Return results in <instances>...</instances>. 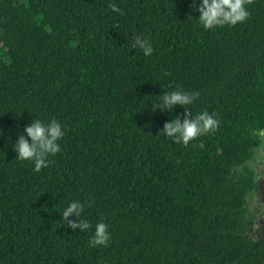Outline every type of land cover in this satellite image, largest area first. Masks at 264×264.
I'll return each mask as SVG.
<instances>
[{"label":"trees","instance_id":"obj_1","mask_svg":"<svg viewBox=\"0 0 264 264\" xmlns=\"http://www.w3.org/2000/svg\"><path fill=\"white\" fill-rule=\"evenodd\" d=\"M245 7L205 29L192 0H0V264H264L232 174L264 128V0ZM177 86L218 121L187 145L161 132L183 108L151 111ZM32 118L64 130L39 171L7 139ZM72 199L106 245L63 225Z\"/></svg>","mask_w":264,"mask_h":264},{"label":"clouds","instance_id":"obj_2","mask_svg":"<svg viewBox=\"0 0 264 264\" xmlns=\"http://www.w3.org/2000/svg\"><path fill=\"white\" fill-rule=\"evenodd\" d=\"M194 11L198 13V23L205 29H211L223 25H235L244 21L249 12L245 7V0H192ZM113 11H117L115 4L111 5ZM133 48L140 49L145 56L153 52L152 44L147 38L136 36L132 43ZM199 95L196 91H187L179 86L164 89L154 101H151V111L164 112L173 109V106L183 108L182 113L171 116L165 120L161 132L172 140L187 145L199 135L215 130L218 121L214 114L200 111L191 114L188 105ZM6 130L0 128V137H4ZM64 136L61 123L55 118L46 122L32 118L31 122L23 127L22 133L11 140L12 150L19 160L33 162V171H39L42 166L47 167V156L60 150L57 142ZM84 205L81 201L72 199L59 212L63 225L78 231L92 229L88 244L91 247L106 245L110 239L109 225L103 220H98L95 225L82 216ZM74 217V218H69Z\"/></svg>","mask_w":264,"mask_h":264},{"label":"water","instance_id":"obj_3","mask_svg":"<svg viewBox=\"0 0 264 264\" xmlns=\"http://www.w3.org/2000/svg\"><path fill=\"white\" fill-rule=\"evenodd\" d=\"M259 144L243 163L232 169L236 178H247L251 186L244 196L245 235L258 242L264 240V128L258 133Z\"/></svg>","mask_w":264,"mask_h":264}]
</instances>
